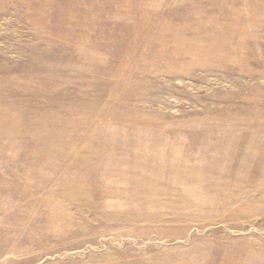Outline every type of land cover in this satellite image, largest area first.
Instances as JSON below:
<instances>
[{
  "label": "rangeland",
  "instance_id": "1",
  "mask_svg": "<svg viewBox=\"0 0 264 264\" xmlns=\"http://www.w3.org/2000/svg\"><path fill=\"white\" fill-rule=\"evenodd\" d=\"M0 264H264V0H0Z\"/></svg>",
  "mask_w": 264,
  "mask_h": 264
}]
</instances>
